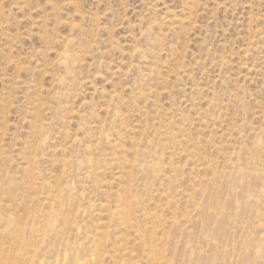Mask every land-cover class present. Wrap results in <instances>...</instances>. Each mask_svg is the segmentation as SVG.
Wrapping results in <instances>:
<instances>
[{
  "label": "rangeland",
  "instance_id": "rangeland-1",
  "mask_svg": "<svg viewBox=\"0 0 264 264\" xmlns=\"http://www.w3.org/2000/svg\"><path fill=\"white\" fill-rule=\"evenodd\" d=\"M51 221L264 264V0H0V264Z\"/></svg>",
  "mask_w": 264,
  "mask_h": 264
},
{
  "label": "bare ground",
  "instance_id": "bare-ground-1",
  "mask_svg": "<svg viewBox=\"0 0 264 264\" xmlns=\"http://www.w3.org/2000/svg\"><path fill=\"white\" fill-rule=\"evenodd\" d=\"M30 230L31 232L28 235H14L12 247L10 248L11 264H141L140 258L152 264H163L162 255L159 254L161 252H157L156 245L152 241H146L144 244L140 243L134 246L133 248H137L136 251L128 247L124 240L112 241L106 237L98 239L100 236L98 238L96 236L97 241L94 245H90V241L95 236L88 242H79L81 239H78V241H66L64 244H59L58 240L60 239L61 232L60 234H50L54 230L55 232L57 231L56 227L54 229L53 221L47 222L43 230L40 229L41 231L32 232V228ZM66 232L64 233L66 234ZM135 253H139L140 256L135 257Z\"/></svg>",
  "mask_w": 264,
  "mask_h": 264
}]
</instances>
